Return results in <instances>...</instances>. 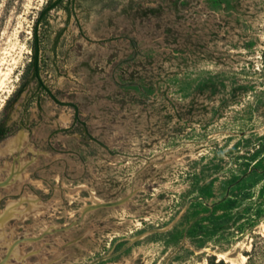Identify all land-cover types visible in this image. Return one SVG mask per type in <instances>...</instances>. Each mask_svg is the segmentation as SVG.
I'll use <instances>...</instances> for the list:
<instances>
[{
	"label": "rangeland",
	"instance_id": "374dc122",
	"mask_svg": "<svg viewBox=\"0 0 264 264\" xmlns=\"http://www.w3.org/2000/svg\"><path fill=\"white\" fill-rule=\"evenodd\" d=\"M48 1L0 0V264H264V0H64L57 101Z\"/></svg>",
	"mask_w": 264,
	"mask_h": 264
},
{
	"label": "trees",
	"instance_id": "16d2710c",
	"mask_svg": "<svg viewBox=\"0 0 264 264\" xmlns=\"http://www.w3.org/2000/svg\"><path fill=\"white\" fill-rule=\"evenodd\" d=\"M64 0H49L48 3L43 7V9L40 11L37 23L34 30V46H33V60H32V67H33V76L37 82L38 88L46 93H48L54 100L57 101V98L55 94L47 87V85L44 83L43 79L41 78V67H40V61H41V46H40V37L38 34V25L40 22L44 20V23L46 25H49V21L47 20V16L49 15L50 11L60 7L63 5ZM75 114H74V123L75 122H81L85 124V122L81 121L80 119V112L79 108L75 105ZM13 132L12 127L7 125L5 121H0V142L4 140L7 136H9ZM227 201V199H223L219 201V203H223ZM218 203V204H219ZM216 205V204H215ZM220 264H225L224 261H221Z\"/></svg>",
	"mask_w": 264,
	"mask_h": 264
}]
</instances>
